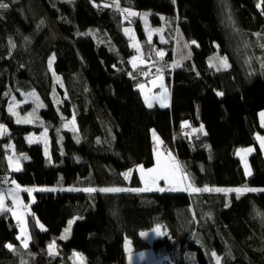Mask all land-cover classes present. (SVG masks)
<instances>
[{
	"label": "trees",
	"instance_id": "16d2710c",
	"mask_svg": "<svg viewBox=\"0 0 264 264\" xmlns=\"http://www.w3.org/2000/svg\"><path fill=\"white\" fill-rule=\"evenodd\" d=\"M4 2L9 8L0 10V124L6 126L8 137L0 138V180L7 169L6 148L12 145L28 157L9 177L21 188L138 187L135 171L129 183L122 173L154 165L155 131L197 187H264V161L254 134L264 135V121L259 120L264 112V75L258 72L264 0H133L131 8L164 16L178 30L182 66L167 77L170 97L165 110L146 108L131 78L117 68L121 62L130 70L134 55L121 34L122 12L100 8L104 0ZM151 20L160 24L156 16ZM88 30H95L100 41L104 35L102 43L97 46ZM136 33L145 43L139 24ZM192 41L196 47L188 45ZM144 51L148 54L151 48L144 46ZM216 52L227 60L228 70L216 72L208 66ZM55 77L62 80L59 88ZM31 88L44 106L48 159L40 145L26 142L28 134L42 130L40 126H19L7 111L13 95ZM55 94L64 99L58 108ZM73 117L80 143L58 127ZM200 125L206 139L200 131L191 134ZM248 147L255 151L249 158V180L234 156L236 149ZM21 194L28 198L24 191ZM201 197L206 202L198 220L185 193H37L27 216V247L17 239L20 228L13 213L0 214V264H73V253L81 254L86 264H126L125 240L136 252L152 247L172 264H194L191 254L195 264H217L216 257L219 264H264V193L231 195L229 206L223 194ZM74 217L82 219L76 220L67 239H60ZM36 220L46 234L38 233ZM156 226L165 231L161 229L162 237L144 242L141 232ZM53 242L56 257L46 251ZM212 253L217 256L212 258Z\"/></svg>",
	"mask_w": 264,
	"mask_h": 264
},
{
	"label": "rangeland",
	"instance_id": "374dc122",
	"mask_svg": "<svg viewBox=\"0 0 264 264\" xmlns=\"http://www.w3.org/2000/svg\"><path fill=\"white\" fill-rule=\"evenodd\" d=\"M104 1L107 2V0H104ZM105 9H108V8H105ZM109 9H112L113 11L115 10V12H117V13L122 12L120 10V8H117L114 6H112L111 8L109 6ZM122 14H124V13L122 12ZM144 14H147V15L144 16ZM152 16H156L160 20L159 25H154L152 23V20H151ZM138 23L140 25L141 32H142L146 42L143 43L142 41H140L137 34L134 32L132 35V39L138 40V41L137 40L136 41L138 42L140 51L134 53V55L129 59L128 65H129L130 70H128L126 68V66H124L121 62H119V65L117 66V68L125 71L126 74L131 78L133 86H134L135 90H137L140 93L144 104H145V96L148 97L149 102L152 103V107L149 108L145 104L146 108H148V109L159 108V109L165 110V109L169 108V97H170V87H169V84L167 82V76H169V74H170L169 71L171 69H173V68L179 69L180 66L178 64L172 65L168 61H165V62L160 64V63H157L156 60H150L147 57V54L145 53L146 51H144V46H148V47L152 48V50L157 49V44H155V42H158L159 44H161L163 46H168L171 43L173 36L178 32V30H176L175 25L170 20H168L164 16H161V15L154 13V12H151V11H142V13L139 16ZM156 29H158L159 31H154ZM94 31L95 30H88L87 32L91 33L90 36H93L95 38V39H93V38L92 39H93L94 43L98 46L99 44L102 43V38L104 35H101L102 38H100L101 39V41H100L99 38L95 37L96 33ZM108 35L110 36V40H111L112 45L113 46L116 45V43H114V39L112 38L111 34L108 33ZM108 35L106 34V36H108ZM149 35L151 36L150 42H149ZM53 38L55 40L58 39L56 36H53ZM259 43L262 44L263 49H264V42H259ZM245 44H244V46H245ZM261 44H259L260 52L258 55L259 56L258 72H259V74L264 75V50L261 49ZM246 46H248V45L246 44ZM245 49H246V47H245ZM217 51H218V48H217ZM133 57H137V59L134 62L130 63V61H133ZM222 59L226 60L218 52L211 55L208 58L209 67L216 72L228 70L229 69V63L226 60L228 66L225 68L221 64ZM246 61H247V64L251 70H254L256 68L253 66L252 59L250 62H248L247 59H246ZM133 63H135V65H136L135 69L133 68ZM139 63L141 64V68L137 69V64H139ZM157 69H159V71H157ZM144 73H147V75H145ZM54 81H55L57 88H59L60 85L62 86V80L60 78L57 79V77H55ZM139 85H144V88L141 89L139 87ZM31 93H35V96L30 95ZM53 96H54L53 97L54 105L58 108L60 105H62V102L64 99L62 96H59L56 94ZM64 96H66V94ZM65 99H67V98H65ZM161 102H163L166 106L162 107ZM40 104H42L41 98L35 89L31 88V89H28L26 91L20 90V92L18 93L17 96L13 95L11 97L10 103L7 107V111H8L9 116L13 118V121L15 122V124H17L19 126L20 125H22V126H35V125L40 126V128L42 130L39 131L38 133L32 132V133L28 134L26 136V142L28 145H40L42 147L44 157L46 159H48L50 156V141H49L50 139H49V135H48V131H47L48 127L44 123V121H45L44 117H42V115H41V111L44 110V106L39 107L38 105H40ZM10 105L14 106V111L18 115L10 114V112H9ZM29 113H34V114L29 117V115H28ZM261 113H264V112H260V114ZM260 114H259V119H262ZM25 117H28V120L26 122L17 123L18 118L21 119L22 121H24ZM73 123H74L75 127H73ZM60 126H61L62 130L71 132L74 135V139L76 140L77 143H80L82 141V137L79 135V126H78L76 119L74 117L71 118L70 120L64 121L62 123V125L60 124L58 127H60ZM5 128H6V126H5ZM153 132H155V131H153ZM153 132H152V137H153ZM192 133H194L196 135L197 131H192ZM254 134L256 135L257 133L255 132ZM155 135H157V134L155 133ZM4 136L8 137V131L5 134L0 135V138L4 137ZM28 138H31V140H32L31 143L29 142ZM111 140H112V138L110 137V141ZM156 142H157V140H156ZM207 145L208 144H206L205 146L207 147ZM248 148L253 149V151L250 154L241 153V155H237L238 149H247V148H238V149H236V152L234 153L235 158H237L240 161L241 166L244 169V175H245L247 180H249L250 178L253 177V171H252V168L250 166L249 157L252 154H254V152H255L253 147H248ZM159 152L164 154V151H159ZM168 152H171L172 155L175 157V159L178 161V159H177L176 155L173 153V151L168 150L167 153ZM23 156H26V155L15 153L13 148L9 147V154L6 158L7 169L4 173V176H1L2 179L0 180V193L4 194V196H5V206L10 208V209H13L16 212V215H14V217L18 222L19 228L21 229L22 226L25 227L27 229V234L30 237L29 229H28V225H27V216L31 213L30 207L35 202V194H37V193L78 192V191L62 190V189L73 188L71 186H69V187H65V186H62V187L61 186H27L24 188H54L57 190L56 191H34L31 194V196H29L28 192H25L28 195L27 199H25L22 196L21 192H18V193H16V195L19 196V205L13 206L12 199L8 196V190L14 189L13 186H10L11 182L9 180V177L12 173H17L19 171H12L11 170V168L9 166V158L10 157L19 158V166L22 169L23 161L27 160V159H23ZM153 156H154V159H156V154L154 152H153ZM241 156L244 157V161L246 162L247 167L250 170V173H251L250 175L245 174V162H242ZM13 166H15V165H13ZM138 166H143V165H138ZM155 166H156V161H155L153 166H151V167H144L143 166V168L144 169H150V168H153ZM182 168H183V171L186 172V170L183 166H182ZM130 170H131V175H130L129 179L126 180L125 177L122 175L124 180H126L127 183H129L131 181V178H132V173L135 171L136 175L138 177L139 186L133 187V188L143 187V184H142L141 179H140L141 174L138 171L137 166H136V168L130 169ZM126 172H129V170ZM192 182H193V180H192ZM159 183H160L161 187H165L164 181H160ZM112 187H114V186H112ZM112 187H107V188H112ZM103 188H106V187H103ZM121 188H124V187H121ZM213 188H217V187H213ZM219 188H222V187H219ZM235 188H248V187H235ZM73 189H75V188H73ZM251 189H257L258 191H245L240 196L247 194L248 192L264 193V191H260L261 189H264V187L251 188ZM124 192H129V191H124ZM100 193H105V192H100ZM107 193H121V192H107ZM143 193H150V194H154V193H156V194H159V193H185L190 197L191 209H192L194 217H196L198 220L201 219V217H202L201 216L202 203L206 202V200L203 199L200 196V194L206 193V192L190 193L189 191H164V192L152 191V192H143ZM211 194H223V195H225L227 206H229V204H230L231 195H234L237 198V194L235 192H231V193H227V194L211 192ZM25 201L28 202L27 205L29 207L25 206L26 205L24 203ZM8 212L13 213V211H7L4 213H8ZM0 214H3V213H0ZM21 221H25L26 223H24L22 225L20 223ZM75 222H76V220H75ZM75 222L72 224V227H71V230H70V233L68 236H70ZM67 227H68V225L66 226V228ZM159 229H160V232H161V229L163 230L162 227H160ZM64 230H65V228H64ZM64 230H63L62 234L64 233ZM141 233H146V235H144V236H142L140 234V237L144 242H147V243H153L154 240H156L159 237L160 238L162 237L160 235H157L153 230L141 232ZM20 235H21V238L23 240L24 237L21 234V231H20ZM29 242H30V238L28 239L27 244H29ZM23 246H24V244H23ZM124 252H125V254H130L127 264H150V262L154 261L156 259V257H158V255H159L158 252H156L158 255L155 254V250L152 247H148V248H145L141 251L134 252L131 248V243L128 240H125V242H124ZM190 256H191L192 262L195 264L194 255L191 254ZM70 257L73 258L72 255H70ZM211 257L215 258V257H213V255H211ZM167 259H168L169 264H172L171 259L169 257H167ZM216 263H217V260H216ZM73 264H74V262H73Z\"/></svg>",
	"mask_w": 264,
	"mask_h": 264
},
{
	"label": "snow or ice",
	"instance_id": "6c2138e0",
	"mask_svg": "<svg viewBox=\"0 0 264 264\" xmlns=\"http://www.w3.org/2000/svg\"><path fill=\"white\" fill-rule=\"evenodd\" d=\"M113 3L117 6V8H119L118 0H113ZM173 3H175V0H173ZM108 6L109 5H107V4L104 5V7H108ZM257 7H260V5L258 4ZM8 8H9V4L5 3L4 0H0V10H6ZM122 11L127 12V14L129 16L137 15V13L132 12L129 9H123ZM146 15L147 14H144V16H146ZM124 31L127 34L130 32V29L125 28ZM154 31H159V30L156 29ZM150 41H151V36L149 35V42ZM9 43L11 44V41ZM192 44H196V41H192ZM133 46L136 47L137 52L140 51L138 44H134ZM185 46L187 47V45H185ZM12 47H15V45L12 44ZM157 55L162 57L163 52H157ZM53 59H54V57L49 58V64H48L49 69H51V67H52ZM136 59H137V57H133V61H130V62H134ZM221 64L225 68L228 66L226 60H224V59L221 60ZM135 67H136V65H135V63H133V68L135 69ZM157 71H159V69H157ZM144 74L147 75V73H144ZM57 79H59V78L57 77ZM139 87L141 89H143L144 85H139ZM30 95L35 96V93H31ZM217 95H223V94L218 92ZM145 104L149 108L152 107V103L149 102V99L147 96H145ZM38 106L43 107L42 104H40ZM161 106L164 107L166 105L163 102H161ZM9 112L12 115H18L14 111L13 105H10ZM33 114L34 113H29L28 115L30 117ZM260 115H261L262 121H264V113H261ZM27 120H28V117H25L24 121H22L21 119L18 118L17 123L26 122ZM185 126H187V122L182 124V127H185ZM73 127H75L74 123H73ZM194 131H200L204 135H207V133L204 132L203 125H201L200 129H198V130L194 129ZM6 132H7V129L5 128V126L0 124V135L5 134ZM153 137L158 142L157 147L154 149V153L156 154V166L153 168H150V169H144L143 166H137L138 171L141 174L140 179H141V182L143 184V187H139V188H121V187L107 188L106 187V188H99V189H96V188H83V189L69 188V189H62V190L84 191V192H88V193H92V192H96V191L105 192V193H107V192H124V191H130V192H136V193L152 192V191H160V192H164V191H189L190 193L217 192V193L227 194V193L235 192L237 194V198H239V196L241 194H243L245 191H258L257 189H251V188H219V187L209 188L208 186L200 188V187L195 186V184L191 180L190 174L183 171V168L180 165L179 161H177L175 159V157L172 155L171 152H168L166 156L163 153L159 152V145L163 144V141H160L159 138L156 137L155 132H153ZM28 139H29V142L31 143L32 142L31 138H28ZM257 139L260 141L261 149L264 150V138L257 137ZM8 147H12V146L9 145ZM252 151H253L252 148L238 149L237 155H241V153L250 154ZM23 159H28V157L23 156ZM241 159H242V162H245L243 156H241ZM13 165H15V166H13ZM9 166H10L12 171H20L21 168L19 166V158L10 157L9 158ZM245 174L246 175L251 174L250 170L247 167L246 162H245ZM122 175L125 177L126 180L129 179L130 175H131V170H129V172L122 173ZM160 181H164L165 187L160 186V183H159ZM11 183L13 185H15V188L8 190V196L12 199L13 206L19 205V196L16 195V193H18V192H21V191L28 192L29 196H31V194L34 191H56L57 190L54 188H21V186L18 185L15 180H12ZM260 191H264V189H261ZM7 211H13V215H16V212L13 209H10V208L5 206V196H4V194L0 193V213H4ZM77 219H82V217H74L72 220L68 221V227L65 228L64 233L61 235L60 239H67L68 238L72 224ZM20 223L23 225L26 222L21 221ZM37 225L41 228L42 231H46L44 226L42 224H40L38 220H37ZM20 231L24 237L22 243L24 244L25 247H27V241L30 238L27 234V229L22 226ZM153 231L157 235H161L159 227H157L156 229H153ZM141 235L144 236V235H146V233H141ZM17 239L20 240L21 236L18 235ZM6 247H8L9 249L12 248L11 245H6ZM54 247H55L54 242L49 245V254L50 255L54 254ZM73 255L76 256L81 262H83L84 257L81 254L73 253ZM212 255H213V257H216L215 253H212ZM216 260H217V264H219V257H216Z\"/></svg>",
	"mask_w": 264,
	"mask_h": 264
},
{
	"label": "bare ground",
	"instance_id": "6f19581e",
	"mask_svg": "<svg viewBox=\"0 0 264 264\" xmlns=\"http://www.w3.org/2000/svg\"><path fill=\"white\" fill-rule=\"evenodd\" d=\"M105 2V1H104ZM133 0H118V4H119V8H120V10L122 11L123 9H129V10H131L132 12H137L138 13V17L137 18H133V17H131V16H129L128 14H127V12H123L124 13V15L126 16V17H128L130 20V23L128 24V27L130 26L131 28H132V33H136V28H137V24H139L137 21H138V19H139V16H140V14L142 13V12H140L139 10H136V9H133V8H131L132 7V5H133ZM105 4H107V5H109L110 6V8L112 7V6H114V7H117L114 3H113V0H107V2H105V3H100V5H98L100 8H109V6L108 7H104V5ZM97 6V7H98ZM134 20H137V21H135L134 22ZM160 21V20H159ZM140 26V25H139ZM137 34V33H136ZM137 40V39H136ZM138 41V40H137ZM155 44H157V49H153L152 50V48H151V52H149L148 54H147V57L150 59V60H156L157 61V63H163V62H165V61H168V62H170L172 65H174V64H178L179 66H180V68H181V66H182V64H181V62H180V60H179V58H178V54H179V49H180V47H179V45H180V42H179V35H178V32L173 36V38H172V40H171V43L168 45V46H163V45H161V44H159L158 42H155ZM190 47L191 46H193V47H196V44H192V43H190V44H188ZM157 52H163V56L161 57V56H158L157 55ZM247 60H248V62H250L251 61V58H247ZM252 64V63H251ZM209 66V65H208ZM179 68V69H180ZM179 69H175V68H173V69H171L170 71H169V76H167V77H170L171 78V76H172V74H173V72H175L176 70H179ZM9 103H10V100L8 101V103H7V107H8V105H9ZM261 136H264V135H261ZM9 146V145H8ZM7 146V148H6V152H5V158H7V156H8V154H9V147ZM12 146V145H11ZM12 148H13V146H12ZM13 150H14V148H13ZM16 153V152H15ZM253 155V154H252ZM251 155V156H252ZM262 155V154H261ZM250 156V157H251ZM249 157V158H250ZM263 159V158H262ZM137 176V175H136ZM138 178V177H137ZM233 188H235V187H233ZM248 188H258V187H255V186H248ZM248 193H254V192H248Z\"/></svg>",
	"mask_w": 264,
	"mask_h": 264
},
{
	"label": "water",
	"instance_id": "95a60500",
	"mask_svg": "<svg viewBox=\"0 0 264 264\" xmlns=\"http://www.w3.org/2000/svg\"><path fill=\"white\" fill-rule=\"evenodd\" d=\"M135 13H137V12H135ZM122 16V20H123V23L124 24H127V25H125L122 29H121V34H122V36H123V38L125 39V41L127 42V46H128V48L131 50V51H133L134 53H136L137 52V49H136V47H134L133 45L134 44H138V42L136 41V40H132V38H131V35H132V28L129 26L128 27V24L130 23V21L129 20H127L125 17V15H121ZM131 17H133V18H137L138 17V13H137V15H135V16H131ZM125 28H127V29H130V32L129 33H125V31H124V29ZM137 69H139V64H137ZM200 127H201V125H200ZM200 127H199V129H200ZM204 129V128H203ZM204 132H205V130H204ZM200 134H201V137L203 138V139H206V135H204L202 132H200ZM168 151V150H167ZM10 186H13L14 188H15V185H13L12 183H10ZM40 223V222H39ZM41 224V223H40ZM35 228H36V230L38 231V233H40V234H42V235H44V234H46L47 233V230L46 231H42L41 230V228L37 225V220L35 221ZM52 244V243H51ZM55 244V243H54ZM46 251H47V253H48V255H50L49 254V246L46 248ZM50 256H52V257H56V256H58V251H57V245L55 244V247H54V254H52V255H50ZM72 256H73V262H74V264H86V261L85 260H83V262H81L76 256H74L73 254H72Z\"/></svg>",
	"mask_w": 264,
	"mask_h": 264
},
{
	"label": "crops",
	"instance_id": "0c3cea01",
	"mask_svg": "<svg viewBox=\"0 0 264 264\" xmlns=\"http://www.w3.org/2000/svg\"><path fill=\"white\" fill-rule=\"evenodd\" d=\"M133 35V34H132ZM133 40V39H132ZM131 63V62H130ZM260 120V122H263L262 121V119H259ZM192 131H194V130H192ZM191 134H193L192 132H191ZM156 137H158L157 135H156ZM257 137H260V138H263L264 136H261L260 134H256L255 135V141H256V144L258 145V147H259V149H260V152H261V154H262V158H263V161H264V150H262L261 149V147H260V141L257 139ZM159 138V137H158ZM159 140L161 141V139L159 138ZM152 141H154L155 142V144H156V146H157V142H156V140L152 137V140H151V142ZM164 148V144H160L159 145V151H164V155H167V151L166 150H164L163 149ZM154 150V149H153ZM236 152V151H235ZM155 161H156V159H154V163H155ZM242 169H243V167H242ZM243 172H244V169H243ZM136 173V172H135ZM206 193H211V192H206ZM202 194H205V193H202ZM200 196H201V194H200ZM203 198V197H202ZM156 227H159L160 228V226H156ZM155 227V228H156ZM154 228V229H155ZM163 235V232H162V230H161V235L160 236H162ZM141 238V237H140ZM160 238V237H159ZM159 238H157V239H159ZM156 239V240H157ZM155 241V240H154ZM153 241V242H154ZM132 248V247H131ZM132 250H133V248H132ZM134 251V250H133ZM134 252H136V251H134ZM155 254H157L156 253V251H155ZM126 255V264L128 263V258H129V256H130V254H125ZM158 255V254H157ZM150 264H169V262H168V259H167V257H165V256H162V255H158V257H156V259L154 260V261H152V262H150Z\"/></svg>",
	"mask_w": 264,
	"mask_h": 264
},
{
	"label": "built area",
	"instance_id": "2783aa9c",
	"mask_svg": "<svg viewBox=\"0 0 264 264\" xmlns=\"http://www.w3.org/2000/svg\"><path fill=\"white\" fill-rule=\"evenodd\" d=\"M151 74H152V73H151ZM151 146H152V149H155V148L157 147L154 141L151 142ZM163 149L166 150L165 147H164ZM166 151H167V150H166Z\"/></svg>",
	"mask_w": 264,
	"mask_h": 264
},
{
	"label": "flooded vegetation",
	"instance_id": "af4514ba",
	"mask_svg": "<svg viewBox=\"0 0 264 264\" xmlns=\"http://www.w3.org/2000/svg\"><path fill=\"white\" fill-rule=\"evenodd\" d=\"M125 25H127V24H125Z\"/></svg>",
	"mask_w": 264,
	"mask_h": 264
}]
</instances>
